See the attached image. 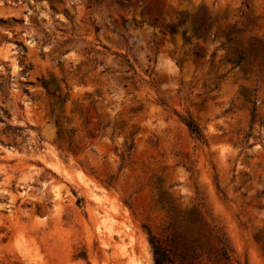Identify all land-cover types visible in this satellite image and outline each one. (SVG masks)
Masks as SVG:
<instances>
[{"label": "rangeland", "instance_id": "1", "mask_svg": "<svg viewBox=\"0 0 264 264\" xmlns=\"http://www.w3.org/2000/svg\"><path fill=\"white\" fill-rule=\"evenodd\" d=\"M151 237L264 264V0H0V264H157Z\"/></svg>", "mask_w": 264, "mask_h": 264}, {"label": "trees", "instance_id": "2", "mask_svg": "<svg viewBox=\"0 0 264 264\" xmlns=\"http://www.w3.org/2000/svg\"><path fill=\"white\" fill-rule=\"evenodd\" d=\"M201 27L205 28V23L204 22L201 23ZM184 34L185 35L187 34L186 30H185ZM240 58L243 59L244 55H240ZM187 125H188V127L190 129V132L197 139H201L203 137L201 128L196 122H194L192 120H188L187 121ZM150 242H151L152 247H153L155 261H156L157 264H173V261H172L171 257L169 256L167 251L163 248V246L157 240H154L151 237L150 238Z\"/></svg>", "mask_w": 264, "mask_h": 264}]
</instances>
